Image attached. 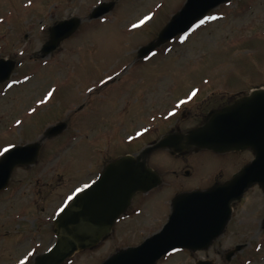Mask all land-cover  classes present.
<instances>
[{
  "label": "rangeland",
  "instance_id": "obj_1",
  "mask_svg": "<svg viewBox=\"0 0 264 264\" xmlns=\"http://www.w3.org/2000/svg\"><path fill=\"white\" fill-rule=\"evenodd\" d=\"M112 1L0 0V59L17 63L10 79L0 83V149L36 143L49 127L67 125L61 135L43 143L38 162L16 170L9 188L0 193V264H33L48 251L60 209L93 184L110 162L139 154L177 128L186 132L199 121L195 114L264 88V0L221 5L184 43L177 37L143 59H137L138 50L157 38L186 0H119L109 14L89 20L94 8ZM145 16L151 19L133 29ZM71 18L82 20L78 32L42 57L49 29ZM48 92L52 96L40 103ZM252 159L251 152L201 151L197 166V154H152L149 166L162 184L134 198L107 240L66 264H103L140 246L167 223L177 196L223 183ZM263 205L264 192L257 186L238 205L239 212L254 208L247 215L254 231L244 241L218 239L196 253L176 250L157 264L205 259L264 264V234L259 215H254ZM238 243L250 247L229 261L215 256L217 247Z\"/></svg>",
  "mask_w": 264,
  "mask_h": 264
},
{
  "label": "water",
  "instance_id": "obj_2",
  "mask_svg": "<svg viewBox=\"0 0 264 264\" xmlns=\"http://www.w3.org/2000/svg\"><path fill=\"white\" fill-rule=\"evenodd\" d=\"M117 1L98 5L92 10L89 20L110 13ZM230 1L187 0L157 38L139 49L138 59L174 37L188 33L211 10ZM81 22L80 18H71L52 26L49 39L41 50L42 57L56 51L63 41L74 35ZM0 66H3L6 77L0 80L3 83L13 73L15 62L0 59ZM66 127L65 123H58L45 131L41 141L18 146L26 152L19 160L7 162L0 169V191L7 189L15 169L37 163L44 140L59 136ZM159 150L179 155L199 150L217 154L250 150L254 160L224 184L177 196L172 201L168 222L160 232L138 247L116 253L103 264H156L176 249L194 252L206 249L229 221L231 203L240 201L255 184L264 189V154L261 152L264 150V89L254 90L220 110L209 112L204 124L187 133L168 134L136 156L126 155L109 163L95 183L77 194L55 219L56 242L49 251L37 256L34 264H64L75 253L94 248L108 238L133 198L161 184L160 176L147 163L149 156ZM196 264L212 263L201 261Z\"/></svg>",
  "mask_w": 264,
  "mask_h": 264
},
{
  "label": "flooded vegetation",
  "instance_id": "obj_3",
  "mask_svg": "<svg viewBox=\"0 0 264 264\" xmlns=\"http://www.w3.org/2000/svg\"><path fill=\"white\" fill-rule=\"evenodd\" d=\"M202 110L203 109H201V111ZM210 110H217V109H210ZM205 113H207V112L202 111V112H200L199 115H197V116H196V114L194 115V117H193L194 119L199 118V121H197V124H195L194 126H198V125L202 124V122L205 120V118H204ZM194 126H192V127H194ZM192 127H190V128H192ZM177 132H181L179 130V128H177ZM199 154L200 153L197 152V166H199V164H198ZM178 158H180V157L178 156ZM199 171H200V169L197 170L198 173H199ZM197 180H199V177H197ZM197 189H201V188L199 187ZM241 204H242V202H238V203H234L232 205V213H231V217L227 223V226L225 227L223 233L216 240L219 239V240L232 241V242L244 241L245 239H247L249 236H251L253 234V231H254L253 226L251 225L249 219L247 218V215L249 213H251V211L254 208H248L247 211H245V212H239L238 205H241ZM255 214L259 215V218H257L260 222L259 227L262 229L261 230L262 234H264V205L260 208V213L254 212V215ZM243 238H245V239H243ZM262 241L264 242V235H263L262 239L260 240V242H262ZM239 244L240 243L235 244L234 246H232L229 249L217 247L216 252H215V254H216L215 256L218 258H224L225 259V257H224L225 254L233 251L234 248L236 247V245H239ZM242 245H243V248L241 250H239L238 252H236V254L233 255L234 257L238 256L245 249H248L250 247L249 244H242ZM212 260H214L215 264H217L215 259H212ZM232 260L228 264L234 263Z\"/></svg>",
  "mask_w": 264,
  "mask_h": 264
},
{
  "label": "snow or ice",
  "instance_id": "obj_4",
  "mask_svg": "<svg viewBox=\"0 0 264 264\" xmlns=\"http://www.w3.org/2000/svg\"><path fill=\"white\" fill-rule=\"evenodd\" d=\"M101 11H103V9ZM150 19H151L150 16H145L144 19L139 22V24H133L132 28L135 29L137 27H140V25L144 24L145 21L150 20ZM209 19H215V17H209ZM203 23H205V21L201 20L200 24H203ZM181 31H184V29H181ZM185 39H186V36H181L180 42L184 43ZM153 55H155V54L153 53ZM5 78L6 77L4 74L3 66H0V80H3ZM108 79L111 80L112 77H109ZM13 83H15V82H13ZM104 83H106V81L102 80L101 84H104ZM7 86H8V88H12L13 84H8ZM91 91H92V89H89V92H91ZM193 95H195V93H193ZM51 96H52V92H48L47 96L44 98V100L40 101V103L46 102L47 99L50 98ZM181 103H184V102L181 101ZM170 115H172V113H170ZM20 124H21V121L17 120L16 126L19 127ZM139 135H141V133H137V136H139ZM13 148H15V150H13ZM25 152H26V149L17 148L14 145H9L8 147H3L2 149H0V156L3 157V159L0 160V169H2L4 164L7 162H13V161L19 160L24 155ZM261 152H262V154H264V150H261ZM5 154H7V155H5ZM69 199L71 200L72 198L69 197ZM63 211H64V209H60V212H63ZM32 255H33V253H31V252L28 253L29 257ZM20 264H26V262L24 260H21Z\"/></svg>",
  "mask_w": 264,
  "mask_h": 264
}]
</instances>
